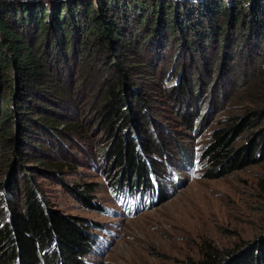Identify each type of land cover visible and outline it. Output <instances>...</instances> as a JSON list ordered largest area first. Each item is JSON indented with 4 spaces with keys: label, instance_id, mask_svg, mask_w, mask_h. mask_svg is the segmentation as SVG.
I'll list each match as a JSON object with an SVG mask.
<instances>
[{
    "label": "rangeland",
    "instance_id": "obj_1",
    "mask_svg": "<svg viewBox=\"0 0 264 264\" xmlns=\"http://www.w3.org/2000/svg\"><path fill=\"white\" fill-rule=\"evenodd\" d=\"M221 28L207 52L156 36H132L107 50L91 35L73 54L46 56V73L1 91L18 87L24 97L9 96L14 106L6 120L0 97V223L8 203L19 206L33 185L49 208L97 227L100 244L82 264H193L209 248L225 255L263 236L262 145L255 163L204 178L200 155L215 131L234 126L226 148L236 151L250 139L258 144L264 128V37L253 45L243 29ZM121 74L140 104L129 96L135 125L123 111L108 130L102 115ZM180 82L184 92H175ZM113 133H129L143 160L153 163L163 201L157 189L153 196L116 194ZM147 145L155 150L150 158ZM10 179L17 195L3 190ZM86 185L96 207L72 193L85 194Z\"/></svg>",
    "mask_w": 264,
    "mask_h": 264
},
{
    "label": "trees",
    "instance_id": "obj_2",
    "mask_svg": "<svg viewBox=\"0 0 264 264\" xmlns=\"http://www.w3.org/2000/svg\"><path fill=\"white\" fill-rule=\"evenodd\" d=\"M227 25L243 29L249 42L258 43L264 37V0H0V93L17 85L16 81L46 73V56L63 50L73 54L79 41L91 35L107 50L132 36L146 41L156 36L153 39L160 37L164 43L173 37L181 38L182 43L188 40L191 48L207 52L219 30H224L221 27ZM117 85L109 92V105L102 115L108 130L113 119L125 118L123 111L130 117H126L128 123L135 125L129 96L140 104L123 74ZM183 87L180 82L174 91L184 92ZM9 96L24 97L18 87L15 93L2 96L4 120L11 117L9 106H14ZM236 131L232 126L214 132L213 142L200 155L208 168L204 178L215 179L256 162L259 154L256 157L255 153L261 145L264 150V128L258 144L252 145L250 139L244 147L228 150L229 138ZM129 133L128 138L111 134L117 168L111 187L124 196H153L157 189L163 201L164 189L154 182V165L143 160ZM152 151V145L145 148L148 158ZM83 187L85 194L73 189V195L85 206L96 207L86 197L92 189ZM3 190L18 194L11 179ZM22 196L19 206L8 203L7 220L0 223V264H82L99 243L93 234L97 227L49 208L33 185L27 186ZM193 264H264V235L225 255L209 248L203 259Z\"/></svg>",
    "mask_w": 264,
    "mask_h": 264
}]
</instances>
